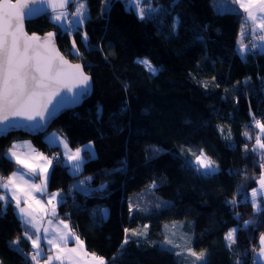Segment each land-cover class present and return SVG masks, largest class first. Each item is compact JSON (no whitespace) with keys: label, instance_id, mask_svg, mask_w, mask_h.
<instances>
[{"label":"trees","instance_id":"trees-1","mask_svg":"<svg viewBox=\"0 0 264 264\" xmlns=\"http://www.w3.org/2000/svg\"><path fill=\"white\" fill-rule=\"evenodd\" d=\"M125 1L86 0L88 19L80 34H62L49 15L26 22L30 32H56L59 49L83 64L93 85L90 95L59 114L45 133L3 135L0 154L23 137L48 155L59 154L61 148L45 138L55 129L70 148L92 142L95 155L78 174L53 160L48 189L74 193L60 211L87 249L109 264H190L193 257H177L173 253L181 249L163 243L171 238L183 245L185 228L186 248L206 253L207 264H254L264 211H254L247 192L262 169L259 152L250 151L259 135L253 117L264 123L261 42L239 53L244 17L232 0H147L146 5L163 10L144 20ZM83 32L87 46L81 42ZM73 38L79 56L72 54ZM139 57L157 72L138 63ZM186 148L194 154L184 158L180 150ZM84 149L87 157L89 149ZM201 150L218 164L212 175L193 164ZM14 168L0 159V174ZM79 175L84 185L75 184ZM244 221L252 223L242 228ZM233 226L236 243L229 247L225 235ZM22 233L10 204L0 214V264H29L13 243L23 239ZM23 247L24 253L31 251L24 241Z\"/></svg>","mask_w":264,"mask_h":264},{"label":"snow or ice","instance_id":"snow-or-ice-1","mask_svg":"<svg viewBox=\"0 0 264 264\" xmlns=\"http://www.w3.org/2000/svg\"><path fill=\"white\" fill-rule=\"evenodd\" d=\"M48 3L52 10L50 20L55 22L59 31L65 35L72 33H81L82 26L88 19V8L86 0H31L32 4ZM129 10L134 11L138 18H154L163 10V8H153L150 4L146 10L139 5L147 3V0H126ZM73 3L74 11L68 12L67 5ZM232 3L239 6L236 11L244 17L240 27V48L248 51L243 44L245 34H251L255 40L264 42V0H232ZM29 10L26 12L25 10ZM242 9L243 12H239ZM29 0H0V125H4L3 131L6 132L9 127H15L19 121L15 118H23L26 121L35 122L29 127L40 129L53 118L59 107L66 101H73L78 94L76 89L86 90L91 77L83 71V65L70 64L60 53L55 44L56 32H48L44 37L35 33L29 35L25 30V20L29 15ZM179 23L177 17L173 22V28ZM87 33L81 34V42L87 46ZM72 54L79 56V49L76 47V40H71ZM259 45H253L258 47ZM243 51L241 55L243 56ZM138 63L144 64L151 72L155 69L148 60H140ZM64 96H60L61 92ZM67 92H72L73 96L68 97ZM60 96L59 100L56 98ZM56 103L53 104V101ZM251 115V114H250ZM253 126L259 130L253 153L259 152L258 163L264 168V123L255 120L253 117ZM221 131H223L221 129ZM230 132V130H229ZM244 136L251 139L247 132ZM228 138V137H225ZM52 145H63L64 152L57 156L49 158L43 153H39L33 148L30 142H26L27 150L21 151V145L13 144L6 152L0 154V159L14 163L16 170L8 176L0 174V214L7 212L11 204L15 214L20 220L25 231L23 236L26 241H30L31 253H24L19 249L22 255L28 258L29 264H40L41 258L45 257V264H65L70 261L71 264H78L76 257L84 255L91 256L95 264H109L102 256L95 253H87L84 247V241L77 236L70 225L64 220H59L50 232L49 228H44V241L48 250L53 252L47 255L41 247V220L43 217L51 215L57 216V205L63 203L65 195L62 191L53 192L47 195L46 204L35 194L47 193L49 169L53 167V159L57 165L65 164L60 156H66L67 161L71 162L73 173H79L86 159L93 156L92 145L85 146L88 156L81 155L84 148H76L74 151L69 148L68 142L59 136H52L49 139ZM245 151H249L247 144L244 145ZM195 166L204 170L202 174L212 175L218 170V165L214 160L201 150L199 155L195 156ZM40 178V183H34L33 178ZM88 179H91L90 177ZM84 185L85 181H79ZM259 189H253L251 202L256 213L264 211V205L257 201L258 193L264 197V173L259 178ZM155 185H153L154 187ZM3 193H7L6 195ZM59 198V199H57ZM233 204L236 201H232ZM23 204V206H22ZM52 220L48 221L52 225ZM252 221H244L242 228L248 227ZM30 226L31 231L28 230ZM147 226H145L146 229ZM238 229L232 228L225 235L227 245L231 247L236 243V233ZM127 232V230H126ZM133 235H146L145 232L132 230ZM35 236V239L32 237ZM50 236V238H49ZM71 238L77 247L68 248V240ZM128 236H125L123 244H127ZM18 245L19 240L13 241ZM171 245L172 249L180 248L181 251L174 252L177 257H193L190 264H207L206 253L195 252L191 247H183L176 244L173 239L166 238L163 242ZM261 247L259 256L264 257V234L260 237ZM63 245V247L61 246ZM123 246V245H122ZM182 264V261H178ZM240 264V261H237Z\"/></svg>","mask_w":264,"mask_h":264},{"label":"water","instance_id":"water-1","mask_svg":"<svg viewBox=\"0 0 264 264\" xmlns=\"http://www.w3.org/2000/svg\"><path fill=\"white\" fill-rule=\"evenodd\" d=\"M13 2H15V0H13ZM29 4H30V9L31 11L29 12V15L27 16L26 20H25V30L27 31V33L29 35L35 33L41 37H44L46 34H39L37 32H30L26 29V22L29 21L30 19H34V18H37L39 16H42V15H48L50 12H52L50 6L48 5V3L44 2V3H36V4H32L31 3V0H29ZM72 3H69L67 5V9L69 8V6H71ZM26 12H28L29 10H25ZM51 32H54V31H51ZM55 44H56V47L58 48L59 50V53L70 63V64H81L83 65L81 62L79 61H71L65 54L64 52H62V50L59 49V47L57 46V43H56V40H55ZM83 71H84V68H83ZM87 75L90 76V74L87 72V71H84ZM91 77V76H90ZM92 85H93V82H92V78L89 82V85L87 87L86 90H82L80 88H77L75 91L76 93L78 94L77 98H75L74 102L73 101H66L64 102L58 109L56 115L49 119L47 121V123H45L42 128L40 129H35V128H32V127H29V125H32L34 124L35 122L33 121H26V120H23V118H15L17 121H19V123L15 126V127H9L8 130L6 132L3 131L4 129V125H0V138L3 136V135H6L12 131H24L26 133H28L29 135H34L35 133L37 132H42V133H45V131L48 130V124L54 120L56 117H58L59 114H61L62 112H64L65 110L67 109H75L77 106H79L85 99L86 97H88L90 95V91L92 89ZM65 95V92H61L60 93V96H64ZM60 96H58L56 98V100H59L60 99ZM67 96L68 97H72L73 96V93L72 92H67ZM56 100L53 101V104L56 103Z\"/></svg>","mask_w":264,"mask_h":264},{"label":"crops","instance_id":"crops-1","mask_svg":"<svg viewBox=\"0 0 264 264\" xmlns=\"http://www.w3.org/2000/svg\"><path fill=\"white\" fill-rule=\"evenodd\" d=\"M142 5H143V7L147 10L148 9V4L146 5L145 3L144 4H141V5H139L140 7H142ZM50 19V18H49ZM52 136H59V137H61L62 139H64V140H66L67 142H68V140L65 138V137H63V135L57 130V129H55V130H50V131H48L47 133H46V136H45V138L47 139V141H48V143H49V139L52 137ZM26 142H30V144H31V146L33 147V148H35L36 149V151L37 152H39V153H43L44 154V152L43 151H41L40 149H38L37 147H36V145L33 143V141L31 140V139H29V138H27V137H23V138H18V139H15L14 141H13V143H12V145L15 143V144H18V145H21V148H20V150L23 152V151H26L27 150V144H26ZM50 144V143H49ZM12 145H10V147L12 146ZM50 145H52V144H50ZM68 145H69V143H68ZM59 146V148H61V153L60 152H58L59 154H62L63 152H64V148H63V145L62 144H60V145H58ZM69 148H70V146H69ZM71 150L73 149V148H70ZM54 154V153H53ZM56 155H57V152H56ZM61 159H63L64 161H65V159H64V156L63 155H61ZM54 160V159H53ZM65 164H67V165H69V167H70V162H67V161H65ZM70 169V168H69ZM14 170H16V167L14 168ZM14 170H12L11 172H13ZM49 171H50V169H49ZM11 174V173H10ZM9 175V174H8ZM7 175V176H8ZM36 179H40L39 177H37V178H33V181H36ZM47 190L48 191H54V190H56V189H48V186H47ZM3 194H7V193H3ZM46 203V202H45ZM22 206H23V204H22ZM61 209H60V207H59V209L57 210V216L56 217H53V216H51V215H48V216H45V217H43V219L41 220V247L44 249V251H45V253L47 254V255H52L53 254V252L55 251V250H52V251H49L48 250V246L46 245V243H45V241H44V238H43V236H44V233H43V229L44 228H49L50 229V232L53 230V228H54V226L55 225H58V223H59V220H64L67 224H69V222H68V220L63 216V213H61V211H60ZM49 220H52V225H49L48 224V221ZM22 225V224H21ZM70 225V224H69ZM70 227H71V225H70ZM26 229H25V227H23V232L25 231ZM28 230L29 231H31V228H30V226H28ZM229 231V230H228ZM227 231V232H228ZM180 236V235H179ZM22 237H23V239H17V240H19V244L18 245H16V244H14L15 245V247L17 248H20V249H22V250H24L25 251V247H23V241L27 244V245H29V249H31V252L33 251V249L31 248V245H30V241H26L25 240V238H24V236H23V233H22ZM178 236L177 235H175L174 236V238H177ZM33 239H35V236H33L32 237ZM49 238H50V236H49ZM81 240H83L84 241V239L83 238H80ZM16 241V240H15ZM62 247H63V245H61ZM67 247L68 248H74V247H77V245L74 243V241L71 239V238H69V240H68V244H67ZM84 247H85V249H86V252L87 253H89V254H91V252L87 249V247H86V245H85V241H84ZM27 251V250H26ZM30 252V253H31ZM96 254V253H95ZM98 256H100V255H98ZM106 259V258H105ZM76 260L78 261V264H95V262H93L92 260H91V256H89V255H84L83 253L81 254V256L80 257H76ZM40 264H45V257H42L41 258V262H40ZM65 264H71V262L70 261H66L65 262Z\"/></svg>","mask_w":264,"mask_h":264},{"label":"rangeland","instance_id":"rangeland-1","mask_svg":"<svg viewBox=\"0 0 264 264\" xmlns=\"http://www.w3.org/2000/svg\"><path fill=\"white\" fill-rule=\"evenodd\" d=\"M126 2V1H125ZM127 3V2H126ZM71 7H73V8H68V12L69 13H71L72 11H74V8H75V5L74 4H72V6ZM140 7V6H139ZM142 7H143V5H142ZM87 8H88V6H87ZM242 10V9H241ZM53 13L52 12H50L48 15H49V18H50V16L52 15ZM240 31V30H239ZM251 36V35H250ZM245 37H246V34L244 35V37H243V44L247 47V49H248V51H243L241 48H240V41H241V35H240V33H239V36H238V39H237V42H238V44H239V46H238V51H239V53H241L242 51H243V53L244 52H251V45H250V42L247 40V39H245ZM245 39V40H244ZM259 48L260 49H262L263 51H264V42H261V44H260V46H259ZM148 60L146 57H139L137 60L138 61H140V60ZM149 61V60H148ZM151 62V61H150ZM152 64V63H151ZM144 65V64H143ZM145 66V65H144ZM152 66L154 67V65L152 64ZM146 68V67H145ZM155 68V67H154ZM155 69H157V68H155ZM157 72V71H156ZM155 72V73H156ZM260 134V133H259ZM261 139H262V141H264V136H262L261 137ZM89 144H91L92 145V142L91 141H89V143H87L86 145H83V146H79L78 148H86L85 146H88ZM73 151L75 150V149H72ZM91 151L93 152V156L95 155V149H94V147H93V145H92V148H91ZM180 153L183 155V157L184 158H187V157H189V156H191V155H193L194 153H193V151L190 149V148H186V149H182V150H180ZM200 154V152H197L196 153V155H199ZM44 155L45 156H47V157H49V158H52V157H55L56 156V153H52L51 155H48L47 153H44ZM81 155H83L84 156V152L82 151V153H81ZM208 157H210L209 155H208ZM211 158V157H210ZM64 159H65V161H67V157L66 156H64ZM212 159V158H211ZM213 160V159H212ZM67 162H70V161H67ZM193 164H194V166H195V160H194V162H193ZM217 164V163H216ZM218 165V164H217ZM196 167V166H195ZM70 169H71V162H70V167H69ZM196 169H198L197 167H196ZM199 170H201V172H203L204 170H202V169H199ZM72 171V170H71ZM80 171H81V169H80ZM50 172V171H49ZM73 173V172H72ZM262 173H264V168H262L261 169V173L259 174V175H257L256 177H255V181L257 182V184L256 185H253L251 188H249V190H248V192H247V194H248V198L250 199V201H251V194H252V191H253V189H259L260 188V185H259V178L261 177V174ZM74 174H77V173H74ZM83 178V176L82 175H79V176H77L74 180H75V184H77V186H80V184L78 183L79 181H83V180H81ZM34 183H40V179H36V181H33ZM57 191H59V190H54V191H48L47 190V193L46 194H41V193H36L35 195L41 200V201H43L44 203L47 201V195H50L51 193H53V192H57ZM57 199H59V198H57ZM257 201L261 204V205H264V197H262L259 193H258V195H257ZM252 203V202H251ZM46 204V203H45ZM60 205H61V203H59L58 205H57V210L59 209V207H60ZM254 208V207H253ZM232 228H236V227H232ZM231 228V229H232ZM230 229V230H231ZM182 234H184V237H183V247H185L186 248V245H188V243H189V241L187 240V235L189 234V231L185 228V229H183V232H182ZM190 244V243H189ZM260 247H261V244L259 243L258 244V246H257V249H256V251H255V258L257 259V260H259V261H261V263L262 264H264V257H261V256H259L258 254H259V249H260ZM187 261L186 262H188L189 260L188 259H186Z\"/></svg>","mask_w":264,"mask_h":264},{"label":"built area","instance_id":"built-area-1","mask_svg":"<svg viewBox=\"0 0 264 264\" xmlns=\"http://www.w3.org/2000/svg\"><path fill=\"white\" fill-rule=\"evenodd\" d=\"M251 35V34H250ZM250 35H249V37L247 38L248 39V41L250 42V44L252 43V42H260V41H257V40H255V38H251V39H249L250 38ZM252 36V35H251ZM256 120V119H255ZM252 124H253V120H252ZM63 192V191H62ZM64 193V195H65V200L67 199V197H73V195H74V193L71 191V190H69V193H66V192H63ZM31 252V251H30ZM29 252V253H30ZM257 262H258V260H255V258H254V264H257Z\"/></svg>","mask_w":264,"mask_h":264}]
</instances>
